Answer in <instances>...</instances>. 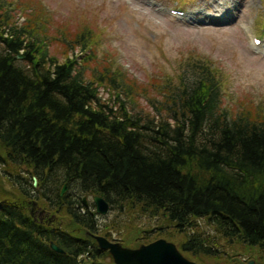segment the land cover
<instances>
[{
  "label": "trees",
  "instance_id": "1",
  "mask_svg": "<svg viewBox=\"0 0 264 264\" xmlns=\"http://www.w3.org/2000/svg\"><path fill=\"white\" fill-rule=\"evenodd\" d=\"M6 24L0 11V184L17 186L21 199L35 193L69 223L32 222L0 185V264H113L93 240L112 241V234L83 196H99L127 215L137 246L165 238L196 264H247L244 256L264 264L260 106L235 115L222 109L221 80L193 60L158 96L112 71L109 61L88 77L76 56L59 63L24 28ZM73 40L82 48L96 38ZM138 98L156 103L152 116L128 110ZM53 173L60 180H51ZM29 176L38 181L29 183L33 192L25 189ZM63 185L69 192L60 198ZM143 216L163 218L169 230L137 228L132 219Z\"/></svg>",
  "mask_w": 264,
  "mask_h": 264
},
{
  "label": "rangeland",
  "instance_id": "2",
  "mask_svg": "<svg viewBox=\"0 0 264 264\" xmlns=\"http://www.w3.org/2000/svg\"><path fill=\"white\" fill-rule=\"evenodd\" d=\"M170 10L184 16L170 14ZM0 11L8 27L24 28L59 63L76 56L88 77L109 61L112 71L144 85L147 95L158 96L177 85L187 62L193 60L208 64L221 80L222 109L233 115L248 112L252 106L264 110V0H0ZM81 33L96 38L94 44L91 40L82 48L73 45ZM253 38L261 44H253ZM85 48L89 50L84 52ZM99 96L109 101L106 89L100 88ZM154 105V101L138 98L127 108L132 114L152 116ZM30 182L25 189L33 192ZM0 185L19 197L17 186L12 188L4 180ZM30 200L49 219L55 218L51 227L69 223L62 212L48 208L35 193ZM87 203L91 205V199ZM98 221L102 231H110V238L133 244L130 248L139 246L133 241L135 232L127 229V215L110 210ZM132 221L145 230L155 226L169 230L163 218L143 216ZM200 225L203 231H211L209 225ZM241 260L252 259L244 256Z\"/></svg>",
  "mask_w": 264,
  "mask_h": 264
},
{
  "label": "water",
  "instance_id": "3",
  "mask_svg": "<svg viewBox=\"0 0 264 264\" xmlns=\"http://www.w3.org/2000/svg\"><path fill=\"white\" fill-rule=\"evenodd\" d=\"M20 58V56H17ZM34 185L36 180L33 179ZM66 190L63 186L62 193ZM92 202L95 206L96 214L106 215L109 209L108 203L99 196H94ZM83 204L86 201L83 200ZM52 218L49 220L51 223ZM97 247L102 252H107L113 264H196L185 258L176 248V246L164 239H159L147 245H140L138 248L132 249L123 247L119 243L111 242L103 236H93ZM50 249L58 254L63 251L53 242L49 243ZM248 264H255L250 261Z\"/></svg>",
  "mask_w": 264,
  "mask_h": 264
},
{
  "label": "bare ground",
  "instance_id": "4",
  "mask_svg": "<svg viewBox=\"0 0 264 264\" xmlns=\"http://www.w3.org/2000/svg\"><path fill=\"white\" fill-rule=\"evenodd\" d=\"M211 4L213 5V1H211ZM212 5H209L208 8H212L213 6ZM217 9H219L218 7H216ZM54 180V181H58L60 180V178L58 179V175L53 173L52 176H51V180ZM56 181V182H57ZM64 186V185H63ZM63 186H59V197L62 198L64 195H65V192L62 193V187ZM55 189L58 190V188L56 187ZM77 190V193L80 194L78 192V189ZM56 192V190H54ZM58 192V191H57ZM94 196L90 197V196H83L82 198V201L85 200V201H88L89 199H92ZM11 202L12 204L16 205V206H20L21 209H23L27 215L28 218H30L32 220V222L38 224V225H41V226H45V227H51L49 225V222H48V218L45 217V213L44 211L39 208L36 204H34L33 202L29 201L28 199H24V198H15L14 200H11L9 201ZM17 202V203H16ZM0 204H3V202H0ZM110 210H113L110 208L109 206V209H108V212L106 213V215L109 213ZM106 215H100V214H97V216H106ZM64 253V252H63Z\"/></svg>",
  "mask_w": 264,
  "mask_h": 264
},
{
  "label": "flooded vegetation",
  "instance_id": "5",
  "mask_svg": "<svg viewBox=\"0 0 264 264\" xmlns=\"http://www.w3.org/2000/svg\"><path fill=\"white\" fill-rule=\"evenodd\" d=\"M52 215H55V214H52ZM56 216V215H55ZM46 218H48L49 216H45ZM51 217V216H50ZM48 220H49V218H48ZM53 221V223L56 221L55 220V218H54V220H52Z\"/></svg>",
  "mask_w": 264,
  "mask_h": 264
}]
</instances>
